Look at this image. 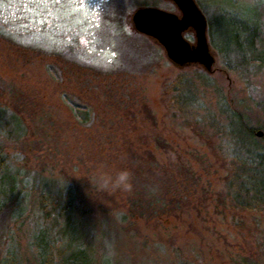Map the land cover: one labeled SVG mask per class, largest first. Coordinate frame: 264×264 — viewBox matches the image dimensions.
<instances>
[{
	"label": "rangeland",
	"instance_id": "obj_1",
	"mask_svg": "<svg viewBox=\"0 0 264 264\" xmlns=\"http://www.w3.org/2000/svg\"><path fill=\"white\" fill-rule=\"evenodd\" d=\"M195 1L208 21L211 70L173 62L156 39L139 32L134 16L145 6L135 0H0V107L17 113L25 128L19 138L0 134V143L31 174L72 187L91 231L110 230L96 243L99 264L103 256L105 264H163L170 246L179 250L170 251L166 264H264V214L231 208L220 198L234 144L209 142L174 121L163 93L174 75L206 72L224 89L240 90L246 120L264 127V74L253 75L247 87L245 75L227 69L218 49L232 48L239 37L247 50L251 31L242 20L260 0ZM151 6L182 15L172 0ZM183 34L196 43L194 30ZM71 100L87 107L88 118L74 112ZM148 150L175 177V202L160 221L140 222L143 245L115 222ZM17 226L0 215V260L12 230L21 264H38Z\"/></svg>",
	"mask_w": 264,
	"mask_h": 264
},
{
	"label": "trees",
	"instance_id": "obj_2",
	"mask_svg": "<svg viewBox=\"0 0 264 264\" xmlns=\"http://www.w3.org/2000/svg\"><path fill=\"white\" fill-rule=\"evenodd\" d=\"M135 1L139 5L151 6L161 0ZM263 2L258 1L253 14L242 20L243 27L251 31L247 50L243 49L239 37L232 47L235 50L225 46L223 50L217 45L224 53L227 69L245 75L246 86L251 89L253 75L264 74ZM55 52L57 55L58 51ZM239 92L232 87L224 89L215 78L201 71L181 72L163 86L170 118L176 122L181 120L184 127L193 128L195 134L209 142L227 139L234 144V155L229 156L230 171L225 176L220 198L225 203L228 201L231 208L264 214V133L262 136L256 133L264 127L248 123L239 109ZM69 104L83 119L88 118L86 106L79 108L73 100ZM22 125L23 119L17 113L7 115L6 109L0 107L1 136L21 137L25 132ZM163 141L159 140L158 144L166 143ZM6 146L7 143H0V215L7 217L8 214L19 225L16 229H23L34 259L38 264H99L96 243L106 238L110 230L104 232L94 228L91 231L85 218L88 210L81 205L83 200L77 197L78 193L61 183L56 186L51 177L39 172L31 174L16 163ZM148 151L146 157H140V168L135 170L133 181L129 178L128 182L133 185L128 193V202L123 204L125 210L118 213L119 220L115 222L120 232L127 234L132 241L143 242V245H146V236L140 233V222L160 221L174 209L175 202L173 193H170L175 177L170 176L151 150ZM9 232L8 240L12 245L6 249L0 264H21L18 253L20 240L14 239V231ZM173 250L179 249L173 246L164 248L163 264L171 260L170 251ZM103 258L105 264L106 257ZM137 264L147 263L142 260Z\"/></svg>",
	"mask_w": 264,
	"mask_h": 264
},
{
	"label": "water",
	"instance_id": "obj_3",
	"mask_svg": "<svg viewBox=\"0 0 264 264\" xmlns=\"http://www.w3.org/2000/svg\"><path fill=\"white\" fill-rule=\"evenodd\" d=\"M180 9L181 17L155 6L140 8L134 16L136 29L156 39L167 56L175 63H201L212 69L215 57L208 41V21L195 0H172ZM188 29L195 31L196 43L191 44L184 36ZM263 131L257 132L258 136Z\"/></svg>",
	"mask_w": 264,
	"mask_h": 264
},
{
	"label": "flooded vegetation",
	"instance_id": "obj_4",
	"mask_svg": "<svg viewBox=\"0 0 264 264\" xmlns=\"http://www.w3.org/2000/svg\"><path fill=\"white\" fill-rule=\"evenodd\" d=\"M188 30H189V29H188ZM192 30H193V29H192ZM186 31H187V30H186ZM186 31H185V32H186ZM207 32H208V30H207ZM207 32H206V33H207ZM207 36H208V33H207ZM195 37H196V36H195ZM188 41H189V40H188ZM191 44H192V43H191Z\"/></svg>",
	"mask_w": 264,
	"mask_h": 264
}]
</instances>
